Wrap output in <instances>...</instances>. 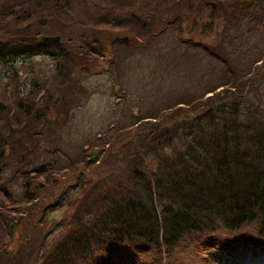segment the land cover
<instances>
[{
	"label": "rangeland",
	"instance_id": "obj_1",
	"mask_svg": "<svg viewBox=\"0 0 264 264\" xmlns=\"http://www.w3.org/2000/svg\"><path fill=\"white\" fill-rule=\"evenodd\" d=\"M138 1H141L139 4L143 2ZM174 1L159 12L166 10L164 15L167 18L182 15L180 20L163 27L165 33L155 37L158 43H154L153 38L149 46L143 47L135 36L143 35L145 29L141 23H136L133 15L127 14L130 11L122 14L121 26L106 24L103 18L98 17L99 9L95 4L104 9L110 0L78 1L73 8L60 11L53 2L45 3L27 18L25 14L34 7L31 0H0V34L5 33V29L16 28L20 32H35L39 37L60 35L62 38V33L69 36L63 48L66 52L64 57L47 54V51L32 54L31 57L20 56L16 72L7 71L0 65V144L13 143L11 146L5 144V156L0 155V211L9 207L12 212L20 214L8 218V223L3 213L0 214V248L3 250L0 264H38L31 259L39 260L45 253L51 252L73 222L96 211V199L90 195L89 189L103 187L104 191L109 186V190L113 191L117 173L131 183L128 180L135 164L134 149L140 145L138 137L149 132L147 119L157 120L139 118L150 115L147 113L154 111V107L160 109L164 107L161 106L163 103L171 106L177 103V99L182 101L178 104L182 110L173 108L159 121H168L173 130V148L185 153L191 143L194 144L192 149L204 145L199 126L206 123L200 116L203 103L196 99L199 93L189 92L182 96L180 93L185 88L191 84H202L205 88L212 83L218 86L215 93L223 98L227 92H233L223 89L222 84L227 80L230 83L234 73L239 78L238 82L249 80L258 90L264 87L262 36H255L257 29L261 30V24H255L247 34L241 31L243 28H237L238 22L245 27L246 20L250 19H243L245 15L242 12L246 9L235 16V21H229L228 16L219 10V0ZM147 9L140 16L149 23V27L144 26L148 30L157 25V12ZM40 15L49 17L47 28L44 26L46 29L38 26ZM258 20L264 27V14H260ZM28 26L30 29L27 31ZM38 29L52 33L42 34ZM235 34L240 35L237 40L232 39ZM125 37L128 41L122 40ZM245 39L248 45L253 46L250 58L244 55ZM98 41L108 47L116 45V64L109 61L114 53L103 56L90 52L95 50L91 46H96ZM78 42L83 45L82 48L77 46ZM71 44L73 51L80 52L78 57L68 49L67 45ZM201 44L208 45L210 50L217 49L227 63L218 62L214 66L212 56L199 46ZM53 47L45 48L57 52ZM207 69H212V72L206 75L203 71ZM212 94L214 92H208L204 96L211 98ZM260 95L259 92L249 97L256 102L260 100ZM261 97L264 100V89ZM57 99L63 103L64 110L60 114L61 106L57 105ZM169 114L173 116H167ZM223 114L226 115V112ZM61 120L63 123L58 127ZM142 126L148 129L142 130ZM185 133L189 137L184 136L187 135ZM165 149L166 157L179 162L175 151ZM118 150L121 154L127 152L125 155L128 158L115 165L114 159L119 155L113 153ZM94 151L98 152L95 158ZM73 159L78 161L73 163ZM40 163H51L53 176L50 181L43 178L45 185L41 188H38L41 181L36 180L35 187L28 194L33 199L28 204H16L14 208L1 191L9 193V198L18 203L25 193L23 176H31L30 170L36 171ZM157 164L158 161L154 160L153 166H159ZM64 209L66 211L62 212ZM55 213L59 215L53 218ZM18 218L20 223L14 226L11 237L13 222ZM2 222L6 223L4 227ZM251 254H246L240 264H264V250L255 256ZM111 255L108 260L117 259L115 252ZM213 255L216 261L210 260L206 253L195 257L192 263L228 264L227 260L219 261V254ZM143 256L145 259L154 257L153 252ZM104 262L108 264V261ZM159 263V260L155 262Z\"/></svg>",
	"mask_w": 264,
	"mask_h": 264
},
{
	"label": "trees",
	"instance_id": "obj_2",
	"mask_svg": "<svg viewBox=\"0 0 264 264\" xmlns=\"http://www.w3.org/2000/svg\"><path fill=\"white\" fill-rule=\"evenodd\" d=\"M31 1L34 7L27 11L26 18L32 16L34 10L37 11L38 7L45 3L53 2L55 8L60 11L64 8H73L75 2L86 0ZM119 1L122 3H118ZM174 2V0H143L142 4H139L141 1L138 0H110V4L104 9L96 4L95 6L99 9L98 17L103 18L104 23L115 26H121L122 14L126 15V11H130L127 14L133 15L132 18H135L136 23H141L145 29V33L135 36V39L143 47H147L153 38V42L158 43V38L155 37L165 33L163 27L180 20L182 15L167 18L164 15L166 10L164 13L159 12ZM218 2L221 7L219 10L228 16L229 21H235V16L246 9L242 12L245 15L243 19L248 17L250 19L246 20L245 27L241 22L237 25L238 29L243 28L241 30L243 33H250V28L255 24H261V30L257 29L255 36H262L264 51V27L258 20L260 14H264V0H219ZM142 5L157 12L155 21L157 25L148 30L144 26L149 27V23L140 16L148 9L140 7ZM39 18L38 26L47 28L49 17L40 15ZM26 29L28 31L30 26ZM37 31H41L42 34L52 33L42 29ZM62 36L61 42L43 44L39 42L40 37L35 35V32H20L16 28L5 29V33L0 34V65L7 71L16 72L17 58L20 56L31 57L32 54L47 51V54L64 57L66 52L63 48L69 36L63 33ZM234 36L235 38L232 36V39L237 40L240 35ZM83 40L86 41V37ZM244 42L246 43L244 55L250 58L253 54L251 51L253 46L248 45L246 39ZM94 45L91 47L95 50L90 52L95 54L98 52L103 56L114 53L109 61L116 64L118 52L116 45L108 47L99 41L96 42V46ZM77 46L83 47L80 42ZM199 46L212 56L214 66L218 62L227 63L217 49L210 50L205 44ZM45 47H53L58 51ZM67 47L73 55L79 56L80 52L72 50L74 48L72 44ZM80 58L82 59V56ZM86 59L89 61L88 57ZM210 71L212 72V69H207L203 73L207 75L211 73ZM236 76L237 74L234 73L230 83L227 80L222 84L226 91H233L227 92L223 98L215 93L218 86L212 83V87L209 84L205 88L202 84L199 85L200 87L197 86L198 84H191L180 93L185 96L189 92H197L199 93L196 95L197 102L203 103L200 116L206 123L199 128L202 132L201 136H204L202 137L204 139L201 138L204 145H201V148L198 146L197 150L192 149L194 144L191 143L185 153L175 151L171 135L173 130L167 124L168 121H159L163 114L173 108H178L177 111L182 110L178 106L182 102L179 99L171 106L170 104L165 106L163 103L161 106L164 107L160 109L154 107V111L147 113L150 115L139 118L157 120L147 122L149 132L138 137L140 145L136 150L134 149L135 152L133 151L135 164L128 180L131 183H128L122 174L117 173L116 181L113 182L115 185L113 191L109 190V186L104 191H102L103 187L89 189L92 193L90 195L96 199L94 206L96 211L88 213L87 218L80 217L73 222L66 234L55 243L51 252L45 253L39 260H31L38 264H104V261H108V264H155L157 260L160 261L159 264H198L195 261L192 263V260L206 253L211 257L208 258L213 260L212 255L218 251L227 254L230 252L233 256H237L249 249L254 251L264 249V100L261 97L264 87L258 90L253 82L249 80L238 82L239 78ZM208 92H214L211 98H205L204 94ZM259 92L261 93L259 101L255 102V99L249 97ZM59 100L55 101L61 106L60 114L64 109L63 103ZM224 112L226 115H222ZM62 123L63 120L57 124L58 127ZM147 126H142V130L146 128V131ZM185 134L187 135L184 136L189 137L188 133ZM5 144L11 146L13 143L8 141L0 144L1 156H5L3 150ZM165 148L175 151L179 162L175 158L166 157ZM119 151L113 153L119 155L114 159L115 165L128 158L125 155L127 152L121 154ZM57 154L63 156L61 153ZM73 160V163L78 161ZM154 160L158 161L159 166H153ZM166 160L169 161L166 163ZM25 161L26 159L24 163ZM40 164L36 171L30 170L31 176L27 174L23 176L25 193L18 203L14 202V198H9V193L1 191L14 208L23 202L28 204L27 202L33 199L28 194L35 187L33 184L36 180L43 181L44 178L50 181L53 176L51 163ZM72 169L74 170L75 167L73 166ZM84 194L85 191L81 193V197ZM1 213L5 222L8 218L20 215L14 210L12 212L9 207H3ZM5 224L2 222V227ZM1 234L0 227V237ZM2 251L0 248V254ZM112 252L116 253L117 259L108 260V256L112 257ZM149 252H153L154 257L150 258ZM146 254L148 260L143 256Z\"/></svg>",
	"mask_w": 264,
	"mask_h": 264
},
{
	"label": "water",
	"instance_id": "obj_3",
	"mask_svg": "<svg viewBox=\"0 0 264 264\" xmlns=\"http://www.w3.org/2000/svg\"><path fill=\"white\" fill-rule=\"evenodd\" d=\"M60 39V36H45V37H43V39H42V42H46V41H58ZM126 40V39H125ZM95 155H96V152H95ZM41 186H43L42 184H41ZM59 215V213H56V214H54L52 217L53 218H55V217H57ZM14 225H17V222H15L14 223ZM13 228L11 229V235L13 234Z\"/></svg>",
	"mask_w": 264,
	"mask_h": 264
}]
</instances>
